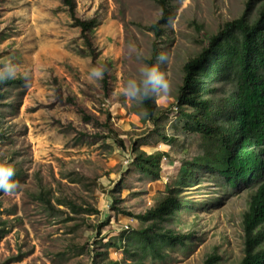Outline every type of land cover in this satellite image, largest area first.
I'll return each mask as SVG.
<instances>
[{
    "label": "rangeland",
    "instance_id": "obj_1",
    "mask_svg": "<svg viewBox=\"0 0 264 264\" xmlns=\"http://www.w3.org/2000/svg\"><path fill=\"white\" fill-rule=\"evenodd\" d=\"M246 1L170 0L164 19L158 0H76L78 16L98 23L94 48L99 62L110 65L105 96L100 80L86 79L99 64L80 53L81 31L61 0H0V62L17 67V78L3 85L0 98V162L21 171L16 189L0 192V264H93L95 251L106 250L109 240L117 243L124 225H138L134 216L117 213L112 200L138 214L175 188L185 205L170 227L190 234L188 248L176 247L166 259L146 264H201L211 253L221 256L220 264L239 262L251 190L245 183L231 187L205 165L195 168L211 142L191 131L172 106L184 63L201 50L205 36L239 17ZM155 23L159 35L151 29ZM161 52L166 63L157 60ZM152 57L168 83L167 95L155 96L158 126L145 119L142 102L121 95L124 81ZM78 108L93 118L86 120ZM105 108L114 136L127 150L109 135ZM132 144L148 153L165 152L159 179L125 162ZM182 165L192 168L190 183ZM39 184L49 191L51 204L34 196ZM57 198L72 200L63 204ZM89 207L100 214H89ZM107 218L100 235L97 227ZM122 249L111 247L110 258L123 260Z\"/></svg>",
    "mask_w": 264,
    "mask_h": 264
},
{
    "label": "trees",
    "instance_id": "obj_2",
    "mask_svg": "<svg viewBox=\"0 0 264 264\" xmlns=\"http://www.w3.org/2000/svg\"><path fill=\"white\" fill-rule=\"evenodd\" d=\"M61 1L73 26L79 27L81 31L84 48L80 53L91 56L96 64L104 65L107 69L100 80L107 96L110 88V65L99 62L92 38L97 20L80 18L76 0ZM158 1L162 5L163 18L167 19L170 0ZM255 1L261 2L253 10ZM151 29L156 35L161 33L157 23ZM205 40L201 50L183 65L182 84L172 108L177 106L181 118L186 120L191 131L211 142L206 146L205 154L197 159L195 168L200 167L199 164L205 165L207 172L220 174L231 187L245 183L250 188L248 206L242 218L244 254L236 264H264V0H247L245 10L239 17L227 21L217 33L205 36ZM153 61L152 57L148 64H154ZM11 82L13 80L0 83V98L4 97L3 85ZM142 104L145 119L158 126L160 113L155 97L143 100ZM78 111L86 120L93 118V115L86 114L80 108ZM104 113V123L110 130L109 135L123 150H127L123 139L113 134L110 109L105 108ZM1 137L0 125V139ZM212 148L218 150L213 151ZM164 155L166 156L163 151L148 153L140 149L138 144H132V157L130 156L128 165H134L137 171L157 180L160 178ZM183 166L180 167L182 173H191L192 168L184 170ZM14 169L15 181L21 176V171L16 167ZM190 181L191 177L189 183ZM39 185L34 196L51 204L49 191L42 184ZM179 189L167 190L152 207L138 214L117 206L119 199L112 200L113 209L117 213L134 216L138 225L131 227L129 232L123 231L117 243L109 240L106 250L95 251L93 264H146L147 261L166 259L169 251L176 247L188 248L190 234L176 232L170 227L173 217L185 205L178 193ZM57 200L63 203L64 200L72 199ZM72 209L79 213L80 208L75 204H72ZM86 211L89 214H100L97 207L86 208ZM107 223L108 218L98 225V234L101 235V230ZM123 237H127L126 243H123ZM111 247H123V260L110 258ZM98 256H102L101 260ZM220 261L219 254L211 253L201 264H220Z\"/></svg>",
    "mask_w": 264,
    "mask_h": 264
},
{
    "label": "clouds",
    "instance_id": "obj_3",
    "mask_svg": "<svg viewBox=\"0 0 264 264\" xmlns=\"http://www.w3.org/2000/svg\"><path fill=\"white\" fill-rule=\"evenodd\" d=\"M157 60L159 63H166V54L159 53ZM106 70L104 65L93 66L88 70L86 79L90 83L102 80ZM15 78H17V67L10 61L0 62V83ZM167 92L168 83L158 64H140L136 75L126 79L121 88V95L129 100L138 99L140 102L159 94L167 95ZM14 175L13 166L0 162V192L8 193L17 188V183L13 180Z\"/></svg>",
    "mask_w": 264,
    "mask_h": 264
},
{
    "label": "built area",
    "instance_id": "obj_4",
    "mask_svg": "<svg viewBox=\"0 0 264 264\" xmlns=\"http://www.w3.org/2000/svg\"><path fill=\"white\" fill-rule=\"evenodd\" d=\"M129 160H130V158H128L127 160H125V162L128 163ZM130 229H131V226H129V224H126V225L123 226V228H121V231H122V232H123V231H127V232H129ZM123 243H124V241H123ZM122 250H123V249H122Z\"/></svg>",
    "mask_w": 264,
    "mask_h": 264
},
{
    "label": "crops",
    "instance_id": "obj_5",
    "mask_svg": "<svg viewBox=\"0 0 264 264\" xmlns=\"http://www.w3.org/2000/svg\"><path fill=\"white\" fill-rule=\"evenodd\" d=\"M155 181V180H154Z\"/></svg>",
    "mask_w": 264,
    "mask_h": 264
}]
</instances>
